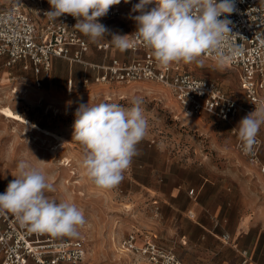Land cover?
I'll list each match as a JSON object with an SVG mask.
<instances>
[{
    "label": "rangeland",
    "instance_id": "obj_1",
    "mask_svg": "<svg viewBox=\"0 0 264 264\" xmlns=\"http://www.w3.org/2000/svg\"><path fill=\"white\" fill-rule=\"evenodd\" d=\"M13 1L0 0V8ZM138 2L126 4L121 0L124 15L108 19L107 14L100 23L111 32L132 34L136 25L130 15L138 13H131V8ZM101 41L115 48L110 37ZM203 59V66L179 63L192 75L213 80L241 97L238 70L226 65L220 69L215 60ZM6 76L0 73V186L6 190L11 172L21 160L41 168L55 187V192L47 195L58 202L75 204L84 214L86 223L78 228L77 237L60 236L85 242L87 255L80 264H150L124 251L120 240L148 222L153 199L157 198L153 190L177 181L219 180L234 191L237 200L264 208V175L236 149L229 125L208 114L185 117L169 88L144 80L78 85L67 93L72 98L70 106L32 111L17 99V88ZM133 97L142 98L148 133L137 145L138 154L122 182L111 189L98 188L82 167L81 145L72 141L74 112L80 103L101 102H114L128 110ZM242 117L234 123L236 126ZM57 126L58 132L53 130ZM259 135L260 156L264 159V125Z\"/></svg>",
    "mask_w": 264,
    "mask_h": 264
},
{
    "label": "clouds",
    "instance_id": "obj_2",
    "mask_svg": "<svg viewBox=\"0 0 264 264\" xmlns=\"http://www.w3.org/2000/svg\"><path fill=\"white\" fill-rule=\"evenodd\" d=\"M48 3L50 10L45 17L50 21L70 15L77 21L73 27L91 42L98 43L107 36L121 51L134 44L142 45L162 66L180 61L203 66L207 55L223 69L227 60L240 51L230 41V21L221 19L234 11L233 0H139L131 8V13L138 14L130 15L136 29L123 35L100 23V18L121 0H48ZM153 3L155 7H150ZM142 103V98L133 97L128 110L114 102L80 103L76 108L72 141L81 145L82 167L98 188L118 186L132 158L138 154L137 145L149 128ZM262 125L264 103L242 117L235 128L245 155H255ZM12 176L14 179L0 193V215L12 213L20 225L33 233L54 237L79 235L78 228L86 223L82 210L47 195L55 192V187L41 168L21 160Z\"/></svg>",
    "mask_w": 264,
    "mask_h": 264
},
{
    "label": "built area",
    "instance_id": "obj_3",
    "mask_svg": "<svg viewBox=\"0 0 264 264\" xmlns=\"http://www.w3.org/2000/svg\"><path fill=\"white\" fill-rule=\"evenodd\" d=\"M233 4L234 11L221 19L230 21V41L240 50L225 64L238 70L239 98L213 80L192 75L179 62L160 65L139 44L127 49L133 54L129 60L111 58L107 64H89L84 59L89 45L73 27L76 19L64 15L55 22L50 21L45 17L50 10L48 0H15L0 8V58L4 66L22 62L24 69L32 68L35 73L48 72L52 58L96 69L92 80H82L83 87L142 80L158 83L170 89L185 117L208 114L228 124L236 149L264 175V159L260 156L262 138L258 135L255 155H245L234 124L240 116L264 103V0H233ZM124 12L119 4L108 14L115 17ZM97 47L107 49L109 44ZM72 86L68 80L67 90L71 91ZM4 191L0 187V193ZM188 193L192 194L193 190ZM222 237L228 239L226 234ZM156 238L152 232L135 229L120 240V246L150 264H184L173 247L160 244ZM86 255L87 247L80 238L33 233L20 225L12 213L0 215V264H80Z\"/></svg>",
    "mask_w": 264,
    "mask_h": 264
},
{
    "label": "crops",
    "instance_id": "obj_4",
    "mask_svg": "<svg viewBox=\"0 0 264 264\" xmlns=\"http://www.w3.org/2000/svg\"><path fill=\"white\" fill-rule=\"evenodd\" d=\"M80 35L89 45L84 56L89 64H107L111 58L129 60L133 55L129 50L113 49L109 42L93 43ZM102 44L109 47L98 49ZM0 73H6L8 82L16 86V97L26 109L45 111L70 106L68 80L72 88L81 86L82 80H92L97 70L52 58L48 72L35 73L32 68L24 69L22 62L4 66L0 58ZM12 175L10 180L14 179ZM191 189L193 193L189 194ZM153 191L157 198L153 199L148 222L140 230L152 232L160 244L173 247L184 264H264V213H257L264 208L256 209L251 203L237 200L231 188L207 178L177 181ZM224 234L228 239L222 237Z\"/></svg>",
    "mask_w": 264,
    "mask_h": 264
},
{
    "label": "bare ground",
    "instance_id": "obj_5",
    "mask_svg": "<svg viewBox=\"0 0 264 264\" xmlns=\"http://www.w3.org/2000/svg\"><path fill=\"white\" fill-rule=\"evenodd\" d=\"M154 7V6H153ZM52 149H54V148H52Z\"/></svg>",
    "mask_w": 264,
    "mask_h": 264
}]
</instances>
